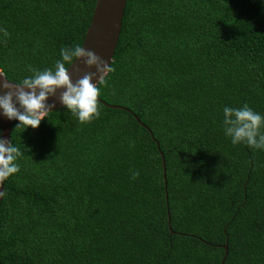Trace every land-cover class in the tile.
Returning <instances> with one entry per match:
<instances>
[{
	"label": "trees",
	"instance_id": "trees-1",
	"mask_svg": "<svg viewBox=\"0 0 264 264\" xmlns=\"http://www.w3.org/2000/svg\"><path fill=\"white\" fill-rule=\"evenodd\" d=\"M94 2L0 0L2 75L54 68ZM109 64L118 108L12 120L0 264H220L224 244L222 264H264V150L223 126L225 106L264 116V0H126Z\"/></svg>",
	"mask_w": 264,
	"mask_h": 264
},
{
	"label": "clouds",
	"instance_id": "clouds-1",
	"mask_svg": "<svg viewBox=\"0 0 264 264\" xmlns=\"http://www.w3.org/2000/svg\"><path fill=\"white\" fill-rule=\"evenodd\" d=\"M0 32H3L5 38L10 36L6 28L0 29ZM60 56L61 59L56 61L54 68L38 70L30 67L32 75L18 83L0 75L5 78L0 81V89L3 90L0 94V108L9 119L20 122L16 127H39L41 120L54 108L55 103L49 104L47 101L50 96H55L58 89H64L59 96L62 105L69 109L80 123H89L100 117L98 98L101 89L98 83L106 85L107 75L115 69L101 56L79 44L74 48H62ZM76 59H82L86 67H95L96 71L86 72L73 83L69 67ZM97 76L98 79L94 83L93 78ZM223 126L225 136L231 138L233 145L244 143L250 148L264 150V132L261 131L264 128V116L248 104L240 108L225 106ZM22 156L23 153L13 145L12 140L0 137V186H3V182L11 175L19 172L17 160ZM138 176L139 172L132 173V179ZM5 195V191H0V197Z\"/></svg>",
	"mask_w": 264,
	"mask_h": 264
},
{
	"label": "water",
	"instance_id": "water-1",
	"mask_svg": "<svg viewBox=\"0 0 264 264\" xmlns=\"http://www.w3.org/2000/svg\"><path fill=\"white\" fill-rule=\"evenodd\" d=\"M126 0H95L92 14L90 20L88 22L87 28L85 30L81 46L85 49L91 50L95 52L97 55L101 56L104 60L110 63L112 59V54L117 42V37L119 34L120 26H121V18L123 14V8ZM79 69V70H77ZM95 72V67L88 68L85 66L82 59L74 60L73 64L69 67V73L75 83L79 78H81L86 72ZM0 75L2 73L0 72ZM5 78L0 76V81H3ZM97 77L93 78V82H96ZM27 90V89H26ZM2 89H0V94H2ZM64 89H58L55 96H50L48 99V103H55V106L52 110L63 106L59 96ZM99 101L108 107L118 108L119 106L106 104L102 100ZM19 107V105H17ZM122 108V107H120ZM126 111L130 112L125 108ZM135 120L139 123V125L143 126L146 130L147 127L143 125L136 116H134ZM13 119H9L6 115L3 114V109L0 108V137L9 140V132L11 127V122ZM156 147L157 143L154 141ZM159 155L161 157V153L159 151ZM162 160V157H161ZM163 163H162V173H163ZM165 182V181H164ZM165 184V183H164ZM2 187L0 186V191H2ZM165 190V186H164ZM1 199V197H0ZM224 254L221 258L220 264H222L224 257L226 255L227 249L226 245H223Z\"/></svg>",
	"mask_w": 264,
	"mask_h": 264
}]
</instances>
